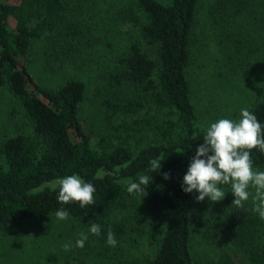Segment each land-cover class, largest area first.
I'll return each mask as SVG.
<instances>
[{"label": "trees", "instance_id": "trees-1", "mask_svg": "<svg viewBox=\"0 0 264 264\" xmlns=\"http://www.w3.org/2000/svg\"><path fill=\"white\" fill-rule=\"evenodd\" d=\"M206 2L0 0V127L9 106L28 128L0 138V235L13 238L63 208L88 235L80 264L92 256L113 264H264V219L251 199L232 205L229 185L216 203L182 190L211 123L239 121L247 109L264 124V0ZM207 31L220 45L210 70ZM35 48L46 64H67L77 75L41 86L30 71ZM193 67L244 84L246 95L234 108L199 109ZM90 82L100 87L99 110L117 119L96 142L81 116ZM155 159L162 167L152 173ZM251 160L264 171V152L252 150ZM73 174L94 185V205L58 201L56 182ZM141 175H152L143 198L127 191ZM90 221L100 224L99 237L88 233ZM146 241L148 256H137Z\"/></svg>", "mask_w": 264, "mask_h": 264}, {"label": "clouds", "instance_id": "clouds-1", "mask_svg": "<svg viewBox=\"0 0 264 264\" xmlns=\"http://www.w3.org/2000/svg\"><path fill=\"white\" fill-rule=\"evenodd\" d=\"M252 150L264 152V124L249 110L241 109L239 121L219 119L211 123L203 136V143L195 149V156L183 177L182 190L185 193H198L197 202L207 198L216 203L226 195L222 186L229 185L234 197L232 205L242 208L251 199L252 211L264 219V171L254 169ZM161 161H151L152 173L161 169ZM163 178L167 180L169 174L164 173ZM151 182L152 175H141L138 182L129 183L127 191L143 198L147 196L146 189ZM56 183L59 186L57 199L61 204L78 202L82 209L95 204L94 185L85 182L79 175L61 178ZM250 189H254V193ZM55 217L65 221L69 219V214L61 208L55 212ZM88 233L99 237L100 224L90 221ZM87 239L88 235L81 232L75 247L83 249ZM106 242L110 247L118 243L111 230L107 233ZM63 248L69 251L72 244L66 243Z\"/></svg>", "mask_w": 264, "mask_h": 264}, {"label": "rangeland", "instance_id": "rangeland-1", "mask_svg": "<svg viewBox=\"0 0 264 264\" xmlns=\"http://www.w3.org/2000/svg\"><path fill=\"white\" fill-rule=\"evenodd\" d=\"M159 1L165 3L169 0ZM206 3V0H204V4ZM201 16V22L205 24L204 18L208 17V15L205 14L203 8ZM198 33L199 29H196V34ZM218 42V38L215 39L207 31L203 46L207 48L208 57L206 61L209 70L212 66L218 64L216 61V57L218 59L220 53ZM33 53L34 65L30 66L31 75L43 87H55L64 76L68 75L69 78L70 74L73 77L77 75V72L70 70L67 64H63L61 67L58 64L59 68L53 64H46L45 60L47 59L38 49L35 48ZM206 70L205 67L201 71L202 73H198L194 67L192 68V73L195 74L194 78L197 79L194 87L202 90L199 93L200 103L198 108L202 110L205 107L212 108L225 103H228L233 108L234 105L237 106L242 100V96L246 95L244 84L234 83V79L223 80L211 74H206ZM99 88V85L94 82L88 84V98L81 107L82 124L91 128L92 131H87L91 134L94 142L102 134H105L106 130L111 133V124L113 125L117 121L116 118H113L110 122V113L106 114L103 110H99L98 107L102 98L99 94ZM15 112L12 107H6V115L1 120L0 138L6 137L7 134L11 135L15 129L28 130L26 120L22 118L20 113L13 116ZM104 126L106 127L105 130ZM78 228L73 227L68 220L60 221L55 217L42 224H27L13 238L0 235V264H80L79 261L82 258L80 251H83L85 247L83 250L75 247L76 240L80 238V233L76 230ZM66 243L72 244L71 250H64L63 245ZM149 250L150 248L146 241L137 256H148ZM197 252L201 253L200 250H197ZM84 260L83 264H113L112 261L99 256H92Z\"/></svg>", "mask_w": 264, "mask_h": 264}]
</instances>
